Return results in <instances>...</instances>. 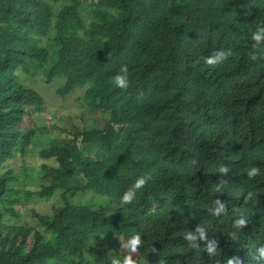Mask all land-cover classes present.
I'll return each instance as SVG.
<instances>
[{"label":"trees","instance_id":"1","mask_svg":"<svg viewBox=\"0 0 264 264\" xmlns=\"http://www.w3.org/2000/svg\"><path fill=\"white\" fill-rule=\"evenodd\" d=\"M257 26L264 0H0V264H264ZM35 76L84 113L50 126Z\"/></svg>","mask_w":264,"mask_h":264},{"label":"clouds","instance_id":"2","mask_svg":"<svg viewBox=\"0 0 264 264\" xmlns=\"http://www.w3.org/2000/svg\"><path fill=\"white\" fill-rule=\"evenodd\" d=\"M251 39L252 41L256 42V43H260L262 41H264V26H257V28L255 29V31H253L251 33ZM221 57V53H217L214 57H209L207 59L208 63H214L217 60H219ZM127 66L123 65L120 68V73L117 74L114 77V83L115 86L121 89H126L129 86V80L127 77ZM57 90V89H56ZM221 172L226 171L225 168H221L220 169ZM256 168H251L248 172V175H254L256 173ZM148 177L145 176H139L137 177L134 182L131 184L130 187H128L122 194L121 196V203L127 204L130 203L136 196L137 190L141 189L143 185H145V183L147 182ZM217 204L219 205L216 209H214V213H219L220 211L223 210V205L219 204V201H217ZM239 225H243L245 223L244 220H239L236 222ZM197 231L200 233L201 238H203L204 236V232L203 229L197 228ZM187 239L189 240H194L195 237L191 234L188 235ZM143 243L141 237L139 235H134L132 237L129 238L128 242H127V247L135 252L137 250V248L139 246H141ZM260 255L264 256V248L259 249ZM111 264H135L134 259L129 256V255H125L122 258H117L114 259ZM229 264H243L239 259L235 260L233 263L231 262V260L229 261Z\"/></svg>","mask_w":264,"mask_h":264},{"label":"rangeland","instance_id":"3","mask_svg":"<svg viewBox=\"0 0 264 264\" xmlns=\"http://www.w3.org/2000/svg\"><path fill=\"white\" fill-rule=\"evenodd\" d=\"M46 78L44 76H35L32 77L30 81H32V87L37 90L46 100V108L43 112L44 115H48L49 125H54V122L50 121L51 118H59L61 121H68L70 116H77L78 114L84 113L79 105L75 104L74 96H67L64 99H61L59 95H56V89L60 85V81L58 80L55 83H47ZM83 92V91H81ZM24 127H31L32 122L29 118H25L22 124ZM37 160L32 158L28 159V163L37 164ZM14 169L18 170L17 167ZM30 182V181H29ZM27 183V187H32L31 183ZM53 204V201H48L47 203H43L41 208H39L38 212L46 213L50 211V207ZM31 206V205H30Z\"/></svg>","mask_w":264,"mask_h":264}]
</instances>
